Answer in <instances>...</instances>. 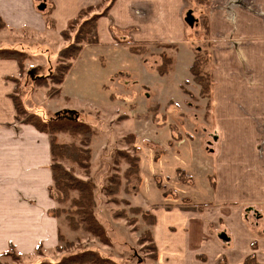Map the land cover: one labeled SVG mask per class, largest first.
I'll return each mask as SVG.
<instances>
[{
  "label": "rangeland",
  "instance_id": "1",
  "mask_svg": "<svg viewBox=\"0 0 264 264\" xmlns=\"http://www.w3.org/2000/svg\"><path fill=\"white\" fill-rule=\"evenodd\" d=\"M40 1L36 0L35 5L40 6ZM200 1L202 3L196 7L199 10L192 11L194 26L184 22L188 34L187 42L191 45L195 58L199 55L205 70L213 77V43L209 41V31L203 27L205 15L200 10L207 3ZM47 12L46 10L41 14L51 26ZM22 15L25 17L15 19L11 15L6 18L18 25L0 30V33L3 32L0 35L1 42H30L32 36L29 34L31 28L28 23L31 22V16L27 11ZM78 29L79 26L76 31ZM257 33H260L262 43L239 44L240 52L254 53L255 63L250 67L243 66L245 70H239L238 76L247 78L251 86L260 84L264 88V26L258 28ZM71 34L74 42L77 32ZM36 38L38 37L34 36L35 40ZM72 42L64 40V46ZM98 45L86 46L89 49L80 55L83 59L76 61L79 62L78 66L74 68L75 73L68 84L70 91L68 89V94L55 102H45L47 98L55 97L50 96L49 90L45 91V88L41 89L33 84L32 77L35 78L37 74L32 76L31 69L27 68L33 65L36 68L35 64L44 61L29 57L25 60L26 73L20 81L22 88L19 90V99L23 106L25 99L30 105L28 110L33 112L38 110L52 115L62 111H74L80 116L78 123L92 131V167L89 176L72 162H64V166L72 170L78 178L91 179L96 183L95 214L109 243L104 244L100 239L82 231H72L65 215L56 218L50 213L54 208H60L53 184L40 185L39 188L33 184V180L28 184L29 175L41 176L42 166L37 169L39 172H35L34 167L30 169L26 166L25 155L19 152V145L14 150L16 143H21L20 133H13L14 137H9L8 134L0 132V142L1 139L4 141L3 135H7L5 144L8 151L7 154H0V163L5 168L17 165L22 171L31 173L22 177L18 183L10 178L5 181L23 185L0 186V264H55L83 251L99 252L121 264H155L148 237L152 227L147 225L148 220L146 223L141 218L142 215H137L132 210L141 208L144 212L152 213L153 208L157 210L160 206L170 204L197 210L200 208L198 205L207 202L204 184L209 187L210 179L208 176L204 177L203 169L212 160L206 141H213L211 132L215 127L209 119L213 111L211 102L214 99V78L211 96L202 97V89L195 83L188 69L192 62L176 44L135 45L137 47L131 44L130 50L137 48L139 52L135 54L142 57L136 58L134 62L124 57L118 62L112 58L114 49L94 48ZM120 49L124 48L119 47L117 50L121 51ZM163 60H170L172 63L168 74L162 76L158 67ZM141 61L142 64L149 63L150 69L143 65L140 67ZM53 64L45 60L42 74H52L55 66ZM131 68L135 72H132V76L128 74ZM37 88L40 90L37 91ZM42 90L46 95H43ZM261 94V97L255 95L254 98L264 100V89ZM63 107L68 109L63 110ZM132 138L137 152L133 150ZM81 139L84 138L76 136L74 139L72 135L62 133L58 135V140L63 145L80 142ZM24 144L28 145L26 142ZM120 152L132 156L137 154L140 158V178L132 177L130 185L124 179L128 166ZM50 166L51 163L47 166L48 169ZM183 170L194 174V185L183 182ZM111 175L119 176L121 181V191L114 198L107 196L105 191L111 187ZM1 179H6L2 172ZM26 190L33 191L36 198L27 195ZM46 200L53 203L50 209L42 204ZM123 213L126 214L128 222L116 217ZM24 217L28 219L26 226ZM59 235L63 236V241H59ZM141 237L144 239L139 243ZM11 244L15 254L5 256L10 252Z\"/></svg>",
  "mask_w": 264,
  "mask_h": 264
},
{
  "label": "crops",
  "instance_id": "2",
  "mask_svg": "<svg viewBox=\"0 0 264 264\" xmlns=\"http://www.w3.org/2000/svg\"><path fill=\"white\" fill-rule=\"evenodd\" d=\"M203 1L207 4L201 6L200 10H203L208 21L209 41L213 43L214 51L212 78L215 86L211 102L213 111L209 119L215 127L211 132L213 141H206L212 160L203 169L204 177L208 176L210 179V186L204 184L207 202L198 205L200 208L197 210L177 207L179 204H163L157 210L153 208L152 213L157 220L152 227L153 239L158 249L155 264H245L250 256H255V263L264 264V100L254 98L255 95L261 97L264 88L260 84L251 86L247 78L238 76L239 70H245L243 66L250 67L255 63L254 53L240 52L239 44L262 43L257 29L264 26V0ZM35 2L36 0H0V18H3L6 28L18 25L6 18L11 15L15 19L25 17L22 13L27 11L31 16L28 26L31 28L30 37L32 36L30 42L9 44L0 41V50L23 51L32 59H42L43 63L35 65L45 67V60L48 63L55 60L64 48L62 32L70 22L81 10L97 6L102 0H41L40 4H46V14L51 26L41 14L45 11L40 12ZM199 3L202 2L115 0L107 15L98 21L99 45L94 48L110 47L114 49L113 59L119 62L124 57L134 62L136 58L142 57L132 53L129 48L131 44L137 47L135 45L172 43L184 50L186 58L191 60L192 63L188 65L190 70L195 55L187 42L184 16L188 11L199 10L196 8ZM34 36L38 37L37 40ZM119 47L124 49L119 51ZM88 49L89 47H85L82 54ZM82 59L81 56L78 58L79 61ZM142 62L140 67L143 65L150 69L149 63ZM78 63L58 88L59 93L55 98L49 97L45 102L58 101L68 94V84ZM27 68L34 69L35 66ZM132 70L133 68L128 74L135 73ZM19 74L16 59L0 58V132L9 137H14L13 133H20L21 143H16L14 150L19 145V152L25 155L26 166L30 169L34 167L35 172H39L37 169L42 166L41 176L32 174L28 178V184L33 180V184L39 188L40 185L53 184L52 172L47 167L52 160L50 140L48 141V134L16 119L15 106L10 96L16 86L12 78H18ZM250 75L253 76V73ZM38 90L40 89L37 88ZM45 91L42 92L43 95H46ZM28 105L24 99V106L27 108ZM3 138L4 141L1 139L0 142V154H7V135H3ZM18 167L12 165L11 168H5L0 163V172L6 177L0 180V186L23 185L16 183L31 173ZM183 173V182L194 185V174L186 170ZM9 178L16 183L5 182ZM29 189L31 190L30 186ZM25 193L36 198L33 191L26 190ZM42 204H46L49 209L53 206L49 200ZM24 220L26 226L28 219L24 217ZM222 234L227 235L228 241L221 239Z\"/></svg>",
  "mask_w": 264,
  "mask_h": 264
},
{
  "label": "trees",
  "instance_id": "3",
  "mask_svg": "<svg viewBox=\"0 0 264 264\" xmlns=\"http://www.w3.org/2000/svg\"><path fill=\"white\" fill-rule=\"evenodd\" d=\"M115 0H102V3L97 6H92L85 8L80 11L78 16L73 19L68 28L62 32V37L65 41L72 42L71 33L77 32L75 41L70 43L68 46H64L57 54L55 60L50 61L51 64L55 65L52 74L43 75L42 70L45 69L44 66H39L36 69H31L30 73L32 76L35 75L33 79V84L35 83L38 87L45 88L49 90L50 96H56L59 93V87L66 79L76 61L80 57L83 49L86 46H96L99 44L98 40V21L100 18L107 15L108 11L111 9ZM99 13V11H101ZM83 20V21H82ZM82 22V23H81ZM203 27L209 31V25L206 18L203 19ZM79 29L76 31V28ZM6 24L0 18V30L4 29ZM213 47V46H212ZM132 52L138 53L137 48H131ZM32 58L29 54L19 51V50H0V58H14L19 64V77L12 78L15 83L14 93L11 94V99L14 103L16 110V119L26 125L33 126L37 131L48 134L50 138V156H51V166L50 170L52 172L53 187L57 192L58 204L60 208H54L51 210V214L56 218H60L65 215V220L72 231L75 232H85L87 234L93 235L94 237L100 239L102 243L108 244L109 239L102 225L97 220L95 210L96 201L94 194L96 192L97 186L94 181L82 180L74 175L72 170H68L64 166V162H72L76 164L78 168L84 171L86 176L91 173V157L92 149L90 148L91 139L93 136L92 131L88 129L84 124H79L78 119L76 120V114L70 115L68 111L57 112L52 115H47L44 112H33L26 109L23 106L22 101L19 99V90L21 87L20 81H22L23 74L26 73L25 60ZM170 60H163L162 65L158 67V72L160 75L168 74L171 68ZM204 62L200 60L199 55L195 58L194 63L190 69L191 74L195 83L201 87L202 97L209 96L213 89V78L205 70ZM29 75V74H28ZM51 83L53 85H51ZM22 88V87H21ZM211 96V95H210ZM21 101V102H20ZM27 117V118H24ZM23 117V118H21ZM80 118V116H79ZM70 134L72 137L78 136L84 139L80 142H73L69 144H61L58 140L59 134ZM132 146L134 152L136 150L134 146V140L132 138ZM120 155L127 164V170L125 171V177L127 185L131 184V178H140V158L136 154L134 156L126 152H120ZM109 185L111 187L106 191L107 196L114 198V196L119 195L121 191V181L119 176H110ZM133 213L137 215H142L141 218L146 222L148 220V226L154 227L156 225V216L151 212H144L141 208H135L132 210ZM121 213V212H120ZM116 217L123 218L127 220L125 213L118 214ZM128 222V220H127ZM134 223V221L132 222ZM147 223V222H146ZM150 247L153 249V259L157 260L158 249L156 243L153 239V233L150 231L148 233ZM144 238L139 239V243L142 242ZM62 235H59V241H63ZM14 246L11 244L10 252L5 254V256H14ZM255 256H250L247 258L245 264H257L255 263ZM55 264H121L113 262L112 260L102 256L99 252L94 251H83L81 254H76L71 257L64 259L60 263Z\"/></svg>",
  "mask_w": 264,
  "mask_h": 264
},
{
  "label": "water",
  "instance_id": "4",
  "mask_svg": "<svg viewBox=\"0 0 264 264\" xmlns=\"http://www.w3.org/2000/svg\"><path fill=\"white\" fill-rule=\"evenodd\" d=\"M39 10L40 11H46V4H41L40 6H39ZM186 23L189 25V26H194V24H195V19L193 18V16H192V12H189L188 14H187V16H186ZM69 112V114L70 115H74V114H76V120L79 118V115L76 113V112H74V111H68ZM221 239L222 240H224V241H228V237L226 236V235H222L221 236Z\"/></svg>",
  "mask_w": 264,
  "mask_h": 264
}]
</instances>
